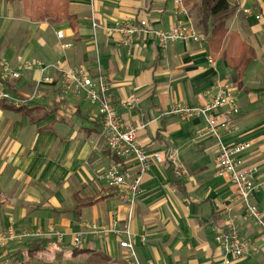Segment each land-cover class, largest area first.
Wrapping results in <instances>:
<instances>
[{"label": "crops", "instance_id": "crops-1", "mask_svg": "<svg viewBox=\"0 0 264 264\" xmlns=\"http://www.w3.org/2000/svg\"><path fill=\"white\" fill-rule=\"evenodd\" d=\"M229 2L233 13L228 33L237 34L254 52V61L238 82L231 80L228 62L214 56L208 40L162 48L143 35L128 51L116 35L106 33L128 19H145L156 30L169 31L187 19L175 0H71L74 27L68 21H33L21 1L0 0V65L7 60L18 68L39 60L84 67L93 76L100 70L111 83L122 119L139 127L145 152L165 157L144 175L130 219L129 207L98 177L114 163L136 172L137 162L118 160L109 152L97 106L82 97L63 96L57 84L44 85L33 98L42 76L38 70L24 71L15 81L0 79V87L27 102L20 108L0 102V235L11 227L47 230L52 224L66 234L63 243L46 238L11 244L13 264H125L126 251L117 237L89 239L79 249L72 246V234L85 222L107 225L114 213L129 224L142 264H219L223 256L213 230L225 226L223 211L238 217L242 234L256 246L255 253L229 264H264L259 227L232 200L234 184L215 175L219 141L199 138L207 127L204 119L181 121L169 114L173 104L208 103L221 74L241 107L229 130L221 131V141L249 143L244 165L257 168L256 181H264V0ZM59 32L63 39L57 37ZM209 57L217 61V69ZM49 75L58 79L55 71ZM132 98L138 99L135 108L122 106ZM253 202L264 210L263 193L256 192Z\"/></svg>", "mask_w": 264, "mask_h": 264}, {"label": "built area", "instance_id": "built-area-1", "mask_svg": "<svg viewBox=\"0 0 264 264\" xmlns=\"http://www.w3.org/2000/svg\"><path fill=\"white\" fill-rule=\"evenodd\" d=\"M94 2V0H90ZM180 14L187 16L184 21H179L171 30L160 31L151 27L145 19H128L117 22L112 28H107L108 35H116L122 47L130 51L136 41L143 35L154 38L160 47L166 48L170 45L182 42L205 41V37L195 26L189 15V10L184 0H175ZM244 13L251 14L245 10ZM259 18V16L257 17ZM97 25L94 24V28ZM59 39H63L61 32L57 33ZM70 47L66 45L65 48ZM209 64L217 69V61L209 57ZM38 70L42 73L36 82L33 98L38 96V91L44 85L57 84L60 93L65 97L84 98L93 106H97V117L101 126V135L104 138L109 152L119 160L133 158L137 162V171L125 169L117 163L112 164L107 170L99 174V179L105 182L120 198L121 202L129 207V218L134 214V208L142 195V181L153 163L162 164L165 157L162 154L149 155L145 152L138 140V130L132 124L125 122L118 112L119 106L111 91V83L99 70L93 76L84 67H73L67 64L47 65L42 61L35 60L26 62L15 68L7 60L0 65V79L3 82L19 80L24 71ZM49 71H55L58 79L55 81L49 75ZM215 92L211 100L203 106H188L184 104H173L169 114L178 117L181 121L202 118L206 121V129L199 138L207 136L214 137L219 141V150L216 157V172L218 178H226L236 188L232 200L240 203L244 208L246 217L252 220L260 229L261 241L264 244V210L258 209L253 202V196L260 191L264 195V181L257 182L258 173L255 167H245L242 155L250 149L249 143L227 145L221 141V131H228L231 119L240 114L241 107L232 85L219 74L215 80ZM0 102H8L15 108L27 104L26 101L15 98L2 87H0ZM138 99L132 98L124 101L122 106L127 109L136 107ZM223 110L221 114L216 112ZM229 212V211H228ZM223 211L225 226H215L214 235L216 243L221 250L223 261L219 264H229L233 259H241L256 252V246L250 239L245 237L237 223L238 217ZM66 234L59 225L52 224L47 230L26 229L16 231L13 227L0 235V264H13L12 256L9 254V246L29 240H42L54 238L63 243ZM120 239V249L126 251L125 264H142L137 256L136 244L129 224H122L120 215L114 213L107 225H99L95 222H85L82 230L72 234V246L82 248L89 239L102 240L108 237ZM142 241H147L142 237ZM148 264H154L149 262ZM217 264V263H211Z\"/></svg>", "mask_w": 264, "mask_h": 264}, {"label": "trees", "instance_id": "trees-1", "mask_svg": "<svg viewBox=\"0 0 264 264\" xmlns=\"http://www.w3.org/2000/svg\"><path fill=\"white\" fill-rule=\"evenodd\" d=\"M9 1H21L33 21L48 22L51 25L68 21L73 27L76 25L77 17L72 15L70 11L71 0ZM184 1L187 8H189L191 17L195 19L197 29L209 41L214 56L218 55L219 59L228 62L229 68L233 72L231 80L233 82L241 81L247 68L254 61V52L245 43L239 41L237 34L231 35L227 31V21L233 13L229 0ZM234 51L235 55L231 57V53Z\"/></svg>", "mask_w": 264, "mask_h": 264}, {"label": "rangeland", "instance_id": "rangeland-1", "mask_svg": "<svg viewBox=\"0 0 264 264\" xmlns=\"http://www.w3.org/2000/svg\"><path fill=\"white\" fill-rule=\"evenodd\" d=\"M196 24V23H195Z\"/></svg>", "mask_w": 264, "mask_h": 264}]
</instances>
